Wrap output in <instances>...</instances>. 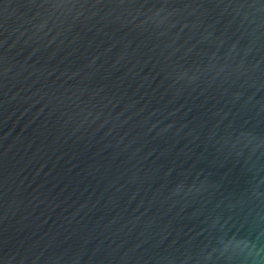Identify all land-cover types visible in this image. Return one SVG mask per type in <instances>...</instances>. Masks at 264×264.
I'll use <instances>...</instances> for the list:
<instances>
[{
    "label": "water",
    "instance_id": "obj_1",
    "mask_svg": "<svg viewBox=\"0 0 264 264\" xmlns=\"http://www.w3.org/2000/svg\"><path fill=\"white\" fill-rule=\"evenodd\" d=\"M0 264H264V0H0Z\"/></svg>",
    "mask_w": 264,
    "mask_h": 264
}]
</instances>
